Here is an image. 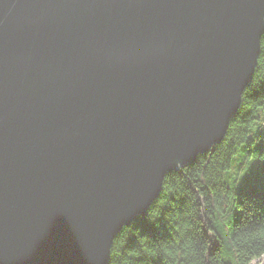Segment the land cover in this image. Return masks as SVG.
Wrapping results in <instances>:
<instances>
[{"label": "water", "instance_id": "1", "mask_svg": "<svg viewBox=\"0 0 264 264\" xmlns=\"http://www.w3.org/2000/svg\"><path fill=\"white\" fill-rule=\"evenodd\" d=\"M263 36L264 0H0V264H108L223 141Z\"/></svg>", "mask_w": 264, "mask_h": 264}, {"label": "trees", "instance_id": "2", "mask_svg": "<svg viewBox=\"0 0 264 264\" xmlns=\"http://www.w3.org/2000/svg\"><path fill=\"white\" fill-rule=\"evenodd\" d=\"M257 142L264 144V36L223 141L166 175L148 212L115 237L108 264H251L264 257V168L254 187L225 182L237 148L251 152Z\"/></svg>", "mask_w": 264, "mask_h": 264}, {"label": "rangeland", "instance_id": "3", "mask_svg": "<svg viewBox=\"0 0 264 264\" xmlns=\"http://www.w3.org/2000/svg\"><path fill=\"white\" fill-rule=\"evenodd\" d=\"M260 145L264 144L257 142L251 152H248L249 148L245 149L244 144L237 148L231 168L225 175V182L229 187L235 188V185H250L254 187L256 185L257 174L261 168H264V165H261L262 160L264 161V156L260 155ZM181 168L179 167L176 170H181ZM263 263L264 257L255 260L251 264Z\"/></svg>", "mask_w": 264, "mask_h": 264}, {"label": "bare ground", "instance_id": "4", "mask_svg": "<svg viewBox=\"0 0 264 264\" xmlns=\"http://www.w3.org/2000/svg\"><path fill=\"white\" fill-rule=\"evenodd\" d=\"M264 264V263H263Z\"/></svg>", "mask_w": 264, "mask_h": 264}]
</instances>
